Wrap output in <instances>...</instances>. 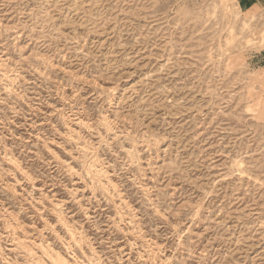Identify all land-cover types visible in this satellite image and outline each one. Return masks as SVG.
<instances>
[{"label": "rangeland", "instance_id": "obj_1", "mask_svg": "<svg viewBox=\"0 0 264 264\" xmlns=\"http://www.w3.org/2000/svg\"><path fill=\"white\" fill-rule=\"evenodd\" d=\"M0 264H264V7L0 0Z\"/></svg>", "mask_w": 264, "mask_h": 264}, {"label": "crops", "instance_id": "obj_2", "mask_svg": "<svg viewBox=\"0 0 264 264\" xmlns=\"http://www.w3.org/2000/svg\"><path fill=\"white\" fill-rule=\"evenodd\" d=\"M244 2L247 5L257 6L258 8L264 7V0H244Z\"/></svg>", "mask_w": 264, "mask_h": 264}, {"label": "bare ground", "instance_id": "obj_3", "mask_svg": "<svg viewBox=\"0 0 264 264\" xmlns=\"http://www.w3.org/2000/svg\"><path fill=\"white\" fill-rule=\"evenodd\" d=\"M106 185V184H105Z\"/></svg>", "mask_w": 264, "mask_h": 264}]
</instances>
